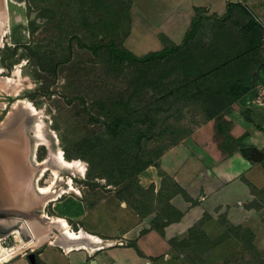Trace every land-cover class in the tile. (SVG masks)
Wrapping results in <instances>:
<instances>
[{
    "label": "rangeland",
    "instance_id": "rangeland-1",
    "mask_svg": "<svg viewBox=\"0 0 264 264\" xmlns=\"http://www.w3.org/2000/svg\"><path fill=\"white\" fill-rule=\"evenodd\" d=\"M157 1L151 12L167 5ZM225 2L230 3L233 27L250 18L259 23L241 2ZM149 7L137 0H0V165L10 190L26 191V199L14 202L25 212L41 209V217L53 216L55 199L73 197L87 207L108 192L141 212L161 205L167 209V200L181 190L161 172L157 185L149 183L145 170L135 175V167L150 160L155 167L163 153L185 138L216 149L229 137L225 115L236 100L229 97L230 103L210 119L201 97L181 100L176 65L111 56V47L143 56L178 45L152 32L158 25L147 22ZM224 13L197 11L206 17L198 38H209L214 18ZM175 19L174 14L165 18ZM259 25L255 45L264 61V25ZM212 87L217 89L215 82ZM248 153L252 160L264 156L252 148ZM247 191L259 195L264 189L247 183ZM243 216L219 221L237 231L241 227L234 224ZM37 218H0V231H12L0 235V243L19 249L33 233L39 238L43 233ZM195 223L198 227L191 228L190 236L185 232L183 240L193 238L196 244L187 248V242L182 251L193 264H215L225 251L214 247L201 227L208 223L207 231L215 233L220 226L208 214ZM235 249L228 246L230 252ZM15 252L0 264L22 261L23 254ZM232 258L220 264H240Z\"/></svg>",
    "mask_w": 264,
    "mask_h": 264
},
{
    "label": "crops",
    "instance_id": "crops-1",
    "mask_svg": "<svg viewBox=\"0 0 264 264\" xmlns=\"http://www.w3.org/2000/svg\"><path fill=\"white\" fill-rule=\"evenodd\" d=\"M171 1L162 0L160 3H167V7L159 5L158 11L151 12L155 3H159L157 0H137L138 3H150L145 17L148 23L158 25L152 32L163 34L166 40L175 44L182 41L195 16V8L203 7L218 13L227 9L225 0ZM216 3L223 4L217 6ZM241 3L264 25V0H242ZM171 14L176 15L175 23L165 20ZM254 88L237 99L225 115L229 137L225 136L221 147L210 149L189 137L160 156L159 168L182 190L169 199L173 208L172 220L163 218L165 222L157 228L153 225L156 211L142 216L115 192L103 194L87 207L83 200L73 197L55 199L53 216L40 215L37 218L38 228L43 234L36 239L32 234V239L41 247V264H193L182 251L192 238L183 240V235L185 232L192 235L191 228L197 226L195 222L205 214L220 226L215 233L207 231L208 223L201 227L203 233L215 241L214 247L225 251L215 264L227 262L231 255L244 251L249 242L257 251L254 264H261L260 260H264V191L259 195L248 192L247 183L258 190L264 189V156L252 160L240 149V145L250 146L264 154V106L253 103ZM16 167L20 168L19 165ZM17 168L16 177L22 180L23 174ZM157 173V167L149 166L143 177L148 174L147 182L157 185ZM24 191H16V201L26 199ZM180 204L185 207L180 208ZM236 213L244 214L234 224L241 228L234 231L221 225L223 218L234 219ZM52 223L58 226H51ZM231 244L236 245V249L230 252L228 246ZM218 250L215 249L211 259L214 260ZM236 262L249 263L246 260ZM8 264L27 263L23 259Z\"/></svg>",
    "mask_w": 264,
    "mask_h": 264
},
{
    "label": "trees",
    "instance_id": "trees-1",
    "mask_svg": "<svg viewBox=\"0 0 264 264\" xmlns=\"http://www.w3.org/2000/svg\"><path fill=\"white\" fill-rule=\"evenodd\" d=\"M202 8H195V16L178 45L163 46L161 49L150 51L143 56H136L129 51L118 50L114 47L110 48V53L114 59L120 61L128 59L139 63L154 62L163 65H176L182 77L177 89L181 100L201 97V102L205 106L203 109L211 119L221 113L230 103L229 97L233 101L237 100L256 84L264 83V61L257 56L255 45L260 28L259 23L250 18L240 27H233L229 23L231 10L230 3H227V9L223 16L214 18L209 38L201 40L198 38V31L206 17L203 14H197V11H202ZM214 82L217 89L212 87ZM173 93L170 92L169 95ZM115 121L114 126H118L119 122ZM251 148L240 145V149L246 157L249 156L248 151ZM159 159L160 157L155 165L158 172L168 176L171 182L181 190L178 184L159 168ZM150 165H152L151 160L138 164L134 174H141ZM119 197L122 198L120 195ZM169 199L167 200V209L161 205L159 208L141 212L131 205L142 216L156 211L153 225L160 228L165 222L163 218L172 220L174 217L173 213L171 214L173 208L169 204ZM190 247H194L193 238L187 248ZM135 248L138 250L136 246ZM256 256L257 251L249 242L245 245L244 251L235 254L233 261L245 262L246 260L249 262L247 264L251 262L254 264ZM260 261L261 264H264V260Z\"/></svg>",
    "mask_w": 264,
    "mask_h": 264
},
{
    "label": "water",
    "instance_id": "water-1",
    "mask_svg": "<svg viewBox=\"0 0 264 264\" xmlns=\"http://www.w3.org/2000/svg\"><path fill=\"white\" fill-rule=\"evenodd\" d=\"M248 157L252 158V156H250V155ZM0 168H1V165H0ZM7 179H8L7 176H5L2 173V168H1L0 169V183H2L4 189L10 190ZM6 195L7 194H4V196H6ZM14 202H8V201L5 202L4 201V203L0 204V218L10 219L11 217L19 216L21 219H23L25 217L27 218L28 216H32V215H34V216L36 215L37 217L42 215L43 210H41V209H33V210L28 211V212H25L22 208L19 207V205L15 204ZM4 205L6 207H4ZM19 225L20 224L17 225L18 228H20Z\"/></svg>",
    "mask_w": 264,
    "mask_h": 264
},
{
    "label": "flooded vegetation",
    "instance_id": "flooded-vegetation-1",
    "mask_svg": "<svg viewBox=\"0 0 264 264\" xmlns=\"http://www.w3.org/2000/svg\"><path fill=\"white\" fill-rule=\"evenodd\" d=\"M10 234H12V231H5V230L4 231H0V235H2L3 237H8ZM26 238H27L26 239L27 246H25L24 244L20 245L19 249H17L16 252H18V254H20V253L23 254V259L25 260V262L27 264H41V261L39 259V254L41 253V251H40L41 250V247H38L37 241L36 240H33L32 239V236L29 237V238L28 237H26ZM2 239L3 238H1L0 241ZM13 247H15V246L6 247V248L13 249ZM22 248L24 250H21Z\"/></svg>",
    "mask_w": 264,
    "mask_h": 264
},
{
    "label": "bare ground",
    "instance_id": "bare-ground-1",
    "mask_svg": "<svg viewBox=\"0 0 264 264\" xmlns=\"http://www.w3.org/2000/svg\"><path fill=\"white\" fill-rule=\"evenodd\" d=\"M1 18H2V13L0 12V19ZM1 185H2V183H0V204L4 203V201L5 202L6 201H8V202L16 201V193L11 191V190L4 189ZM7 192H11V194L9 193V195H8ZM4 194H7V195L4 196ZM1 243H0V261H4L9 255L13 254L18 248L13 247V249H7Z\"/></svg>",
    "mask_w": 264,
    "mask_h": 264
},
{
    "label": "built area",
    "instance_id": "built-area-1",
    "mask_svg": "<svg viewBox=\"0 0 264 264\" xmlns=\"http://www.w3.org/2000/svg\"><path fill=\"white\" fill-rule=\"evenodd\" d=\"M241 2L242 0H234ZM253 103L256 106H264V83H258L255 85L253 94Z\"/></svg>",
    "mask_w": 264,
    "mask_h": 264
}]
</instances>
